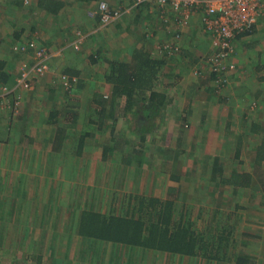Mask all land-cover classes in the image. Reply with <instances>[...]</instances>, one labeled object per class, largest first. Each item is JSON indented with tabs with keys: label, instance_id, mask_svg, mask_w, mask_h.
I'll return each instance as SVG.
<instances>
[{
	"label": "crops",
	"instance_id": "0c3cea01",
	"mask_svg": "<svg viewBox=\"0 0 264 264\" xmlns=\"http://www.w3.org/2000/svg\"><path fill=\"white\" fill-rule=\"evenodd\" d=\"M101 2L121 18L104 25ZM158 16L155 0H0V85L13 91H0V264H264V124L251 123L248 112L213 114L209 102L196 112L194 99L173 112L170 96L168 111L144 113L142 92L136 112L126 113V98L113 97L106 76L115 62L129 63L139 50L162 59L152 48L156 33L146 34L157 31ZM158 25L179 35L190 55L194 26L182 38L181 25ZM235 41L242 75L226 89L240 91L225 102L264 104V16ZM32 42L47 49L49 69L31 76V90L19 89L23 64L15 57L34 66ZM98 102L115 111L99 113ZM252 133L260 135L255 144ZM152 200L172 203V222L192 224L202 240L197 255L79 233L85 212L139 219L149 211L155 219L161 204L153 213Z\"/></svg>",
	"mask_w": 264,
	"mask_h": 264
},
{
	"label": "trees",
	"instance_id": "16d2710c",
	"mask_svg": "<svg viewBox=\"0 0 264 264\" xmlns=\"http://www.w3.org/2000/svg\"><path fill=\"white\" fill-rule=\"evenodd\" d=\"M148 33L149 32L146 34ZM177 39L176 36L174 41H177ZM36 43L39 45L38 42ZM31 50L34 52L33 49ZM153 52L155 55L159 54L155 51ZM160 56L162 59L158 61L149 52L139 50L132 55V60L129 63L115 62L110 73L106 76L107 81L114 88L113 97L115 101L118 97L126 98V113L136 112L132 108L133 98L136 95L140 96L141 92V94L144 95L143 101L145 103L140 106L141 112L160 113L165 109L168 96L155 88V85L158 87L157 84L160 79L159 74L161 77L164 75V72H160V70L165 66V62L173 59V57L172 54L169 53H164ZM208 56V58H214V52L211 51ZM232 60L233 58L228 60V65L224 64L226 66L224 69H220L219 67L218 70H214L208 67V69L212 71L210 80H216V76L219 73L223 76L224 73L231 71L229 66ZM3 79L4 74L1 72L0 80ZM222 79L224 80L218 79V85L214 86L216 92L221 88L226 89L230 85V83L227 82L228 77H222ZM210 80L208 78L205 83L208 84ZM95 104L100 107L102 106L99 111V113L102 114L106 113L108 107L111 109V112L115 111L114 109L116 107L114 103L106 105L105 103L102 104L98 102ZM102 114L101 117H103ZM251 128L252 130H256V124H252ZM158 204L161 203L157 200H152L148 207L153 209L154 213L158 209ZM165 205L167 208H165ZM165 205L161 204V209L160 211L157 210L155 219H151L150 216L152 213L149 211L142 214L139 219L133 217H120L113 214L104 215L97 212H85L79 221V233L81 235H88L93 239L125 244L133 248L141 247L148 251L191 257L197 255L199 244L202 243V240L199 239V234L193 230L192 224L188 221L182 223L179 219L176 222H172L173 210L172 207L170 208L172 203H167Z\"/></svg>",
	"mask_w": 264,
	"mask_h": 264
},
{
	"label": "rangeland",
	"instance_id": "374dc122",
	"mask_svg": "<svg viewBox=\"0 0 264 264\" xmlns=\"http://www.w3.org/2000/svg\"><path fill=\"white\" fill-rule=\"evenodd\" d=\"M172 13L173 12L169 10L167 13H165L164 19L159 18L160 15L158 16V21L155 25V28L159 32L160 34L159 36L157 35V31H151V29L149 28H146V30L149 33L156 32V34L154 33L155 36H153L155 39V42L152 47L154 48L155 52L159 54H164L163 48L167 46L169 47V46L177 45L180 47V51L176 53L173 52L172 54L173 59L169 60L170 66L168 68V71H166V73H164V75L161 77V79L164 82L163 84L164 85L167 84V87H168V88L166 87L164 88L165 90L169 92V93L167 92L168 93L167 96L168 97L170 96V99H172L173 101L171 104V108L174 109L173 112H178L177 110L181 111L180 109H178L179 106L182 107L183 104H185L186 102H191V99H194L196 103L193 105V109L196 110V112H199V109L203 108L206 102H209L210 103L209 112L211 108V111H212L211 113L213 114L218 113L219 111L225 112V113L231 111V112H235V114H238L240 112L242 113L248 112V114L252 118L251 123H258L259 126L263 125L264 121L261 120L263 119L261 117L264 115V110L262 109L264 107V104L255 106L253 102L252 103H250V101L249 103L246 102L245 98H243L242 100H234L233 103L229 104V102H225V101L230 100V97H229L230 93L231 92L239 93L240 88H234V87H231L229 89L221 88L218 92H216L214 88V86L218 85V79L224 80L222 79V77H228L227 82H229L230 85L238 84L237 82H239V80L241 79L242 72L241 73L239 72L241 70V66H243L242 65L243 60L240 57L241 53H238L237 51L236 41H234L235 54L232 60V62L234 63V68L230 69L232 71H228L224 73L223 76L221 73L218 72L219 73L217 75L218 78L216 76V80L214 79L210 80V75L212 71H210L208 67L215 68L216 59L213 57L208 58L210 56V55L208 56V54H210L212 51L211 41L209 39L208 34L203 30V27L199 21V16L198 15L193 16L192 20L190 21V24L188 26L182 24L181 26L182 28L178 31L182 33V38L185 32H188L189 30L191 32L192 26L195 27L194 28L195 32H198V34H196V37H195L196 40H195V43L193 44L194 46H192L191 49L188 50L190 52V55H188V58H187V64H186L187 67L184 69L183 74H182L180 70V64L182 63L183 58L187 57V53L182 54L181 39L179 41H174L175 33L165 31L161 27V25H158V22L161 21L164 23L174 24L176 27H179V23L175 21V16ZM25 49H26V45L21 44V50L24 52ZM208 50H211V51H208ZM236 57L238 58L239 61L235 59ZM180 58L181 60L177 61V59H180ZM243 58L249 63L248 57L247 55L244 54V52H243ZM15 60L19 62L20 66L26 62V58L22 61V59H20L18 56L15 57ZM48 62H49V59H48ZM244 66H246V64H244ZM22 67L23 66L19 67L20 71ZM48 68H49V63H48ZM46 73L47 71L45 72V74ZM45 74L40 75V76H44ZM208 78L210 81L207 84L205 83V81L208 80ZM27 82H29L28 83V86H29L30 81H27ZM15 87L19 89L21 88L17 86V84ZM30 87L32 88V84H30ZM159 88L162 89V87H158L157 89L159 90ZM28 90H31V89L28 88ZM11 92L13 91L10 90V93ZM19 92L23 94L24 92H26V90L21 89ZM165 111H168V110H163V112ZM189 111L192 112L191 106L189 107ZM258 114H260L261 116L260 118L257 116ZM80 125L83 128L85 127L83 122H81ZM192 126L193 125H191L190 127ZM251 135H252L251 140L253 144L258 142L260 135L254 136L253 133ZM253 147L254 145H251L249 148H253ZM204 160L208 161V157H204ZM96 171L97 170L94 169L93 173H96ZM246 219L247 218H243V221H245ZM218 249L219 251L221 250L220 247Z\"/></svg>",
	"mask_w": 264,
	"mask_h": 264
},
{
	"label": "built area",
	"instance_id": "2783aa9c",
	"mask_svg": "<svg viewBox=\"0 0 264 264\" xmlns=\"http://www.w3.org/2000/svg\"><path fill=\"white\" fill-rule=\"evenodd\" d=\"M158 14L161 19L171 10L179 26L189 25L193 16L198 15L203 30L211 41V49L216 59L214 70L224 69L228 60L235 54L234 40L238 35L250 34L256 28L258 20L264 16V0H155ZM99 13L104 25H111L122 16V11L112 9L106 2L99 4ZM179 37V35L177 36ZM78 49V44H75ZM37 62L34 66L24 63L21 73L17 78V86H28L33 74L43 75L48 71V51L36 42L31 44ZM164 53L173 54L180 51L179 46H167ZM234 68L231 61L229 69ZM63 79H67L63 76ZM29 88L30 85H29ZM2 93L9 94L10 88L0 85Z\"/></svg>",
	"mask_w": 264,
	"mask_h": 264
}]
</instances>
